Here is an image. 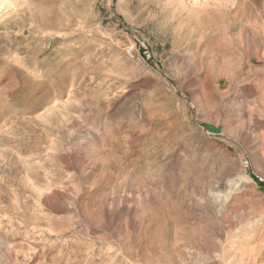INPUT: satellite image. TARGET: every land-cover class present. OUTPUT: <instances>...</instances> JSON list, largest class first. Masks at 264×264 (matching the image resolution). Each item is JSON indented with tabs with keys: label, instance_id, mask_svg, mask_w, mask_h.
Returning <instances> with one entry per match:
<instances>
[{
	"label": "rangeland",
	"instance_id": "1",
	"mask_svg": "<svg viewBox=\"0 0 264 264\" xmlns=\"http://www.w3.org/2000/svg\"><path fill=\"white\" fill-rule=\"evenodd\" d=\"M257 174L264 0H0V264H264Z\"/></svg>",
	"mask_w": 264,
	"mask_h": 264
},
{
	"label": "built area",
	"instance_id": "2",
	"mask_svg": "<svg viewBox=\"0 0 264 264\" xmlns=\"http://www.w3.org/2000/svg\"><path fill=\"white\" fill-rule=\"evenodd\" d=\"M127 53L131 56H134V53L132 51V49H127ZM244 164L246 167H249L250 165V160H249V157L247 156L245 161H244ZM255 179H256V182L258 183L259 185V188L261 189V191L264 193V175H255Z\"/></svg>",
	"mask_w": 264,
	"mask_h": 264
},
{
	"label": "bare ground",
	"instance_id": "3",
	"mask_svg": "<svg viewBox=\"0 0 264 264\" xmlns=\"http://www.w3.org/2000/svg\"><path fill=\"white\" fill-rule=\"evenodd\" d=\"M256 234V232L254 231V226L253 225H249V227L247 228V232L246 235H244L243 240L244 241H250L251 238ZM227 252V251H226ZM226 252L222 253H217L216 255L219 256L220 258H224L223 260H226ZM229 254V253H228ZM228 256V255H227ZM218 257V258H219ZM230 257V256H229ZM5 261V260H4ZM231 262V261H230ZM241 263V262H240Z\"/></svg>",
	"mask_w": 264,
	"mask_h": 264
},
{
	"label": "water",
	"instance_id": "4",
	"mask_svg": "<svg viewBox=\"0 0 264 264\" xmlns=\"http://www.w3.org/2000/svg\"><path fill=\"white\" fill-rule=\"evenodd\" d=\"M205 128L210 132H214V133H220L221 132V127H217V126L212 125V124H206Z\"/></svg>",
	"mask_w": 264,
	"mask_h": 264
}]
</instances>
